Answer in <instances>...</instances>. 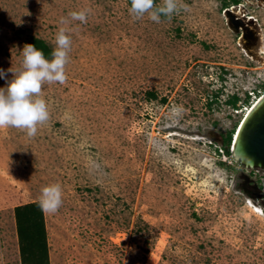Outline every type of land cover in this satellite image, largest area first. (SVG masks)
I'll return each mask as SVG.
<instances>
[{"label":"rangeland","instance_id":"1","mask_svg":"<svg viewBox=\"0 0 264 264\" xmlns=\"http://www.w3.org/2000/svg\"><path fill=\"white\" fill-rule=\"evenodd\" d=\"M178 8L155 23L128 0H0V87L32 37L53 50L66 27L72 41L66 82L42 89L47 122L34 137L0 129V264H34L26 240L21 260L14 210L53 183L63 203L42 211L48 264H264V188L249 185L264 171L209 138L232 142L264 92V0ZM81 10L87 22L72 21ZM226 10L257 21V58Z\"/></svg>","mask_w":264,"mask_h":264},{"label":"clouds","instance_id":"2","mask_svg":"<svg viewBox=\"0 0 264 264\" xmlns=\"http://www.w3.org/2000/svg\"><path fill=\"white\" fill-rule=\"evenodd\" d=\"M179 4L180 0H162L160 6L156 5L155 0H130L129 12L135 19L147 14L151 21L159 23L162 15L170 19L179 10ZM87 15V10L74 11L70 13V18L86 23ZM66 23L67 20H61L62 25ZM69 31L66 27L58 29L50 60L33 44L23 46L22 67L16 72L8 69L12 79L7 81L5 87H0V129L13 127L25 131L28 137H34L38 126L47 122L49 110L42 89L45 83L64 84L67 80L66 64L72 44ZM5 76V70L0 69V79ZM174 111L178 112L179 109ZM62 203L63 190L59 183L42 188L39 199L42 211L55 214Z\"/></svg>","mask_w":264,"mask_h":264},{"label":"water","instance_id":"3","mask_svg":"<svg viewBox=\"0 0 264 264\" xmlns=\"http://www.w3.org/2000/svg\"><path fill=\"white\" fill-rule=\"evenodd\" d=\"M231 10L225 11L227 25L233 32L242 31L240 44L246 54L252 58H257V51L254 52L250 41H259V25L251 17L232 14ZM237 20L236 22L233 21ZM252 28V30H251ZM209 138L223 145V138L216 133H209ZM232 158L239 163L245 170L264 171V93L246 111L240 124L238 125L230 146ZM244 178L249 181L247 176Z\"/></svg>","mask_w":264,"mask_h":264},{"label":"trees","instance_id":"4","mask_svg":"<svg viewBox=\"0 0 264 264\" xmlns=\"http://www.w3.org/2000/svg\"><path fill=\"white\" fill-rule=\"evenodd\" d=\"M232 1L234 3H237V0H232ZM128 4L130 6V0H128ZM162 17L165 16L162 15ZM28 44H33L36 48L42 50L44 52L45 58L49 59L51 57L53 50L43 40L36 37H32ZM248 98L249 97L247 96L246 102H248ZM238 100H239L238 97L236 95H233L229 103L234 108H236ZM230 142H231V133H229L226 137L223 138V145L221 147V149L227 156L231 155ZM14 216L16 221V229H17V236L19 242V252L22 262H23L22 243L24 242V240H26L28 244L27 247H29L31 251L30 254L33 255L34 257V261H35L34 264L39 263L40 260H38V258L40 259L44 258L47 262L46 264H48L46 233L43 223L44 222L43 213L39 206V201L16 207L14 210Z\"/></svg>","mask_w":264,"mask_h":264},{"label":"built area","instance_id":"5","mask_svg":"<svg viewBox=\"0 0 264 264\" xmlns=\"http://www.w3.org/2000/svg\"><path fill=\"white\" fill-rule=\"evenodd\" d=\"M254 179L251 181L252 184L258 185V184L262 183L263 184V188H264V176H259L255 180Z\"/></svg>","mask_w":264,"mask_h":264},{"label":"bare ground","instance_id":"6","mask_svg":"<svg viewBox=\"0 0 264 264\" xmlns=\"http://www.w3.org/2000/svg\"><path fill=\"white\" fill-rule=\"evenodd\" d=\"M246 16H247V15H246ZM251 30H252V28H251ZM263 93H264V92H263ZM263 93H262V94H263ZM258 97H259V96H258ZM258 97L255 98V100L252 102V104L258 99ZM252 104H250V106H251ZM250 106L246 108L244 114L246 113V111L249 110ZM243 117H244V115L242 116V118H243ZM241 120H242V119H241ZM240 122H241V121H240ZM239 124H240V123H239ZM234 134H235V133H234ZM261 211H262V210H261ZM261 213H262V212H261ZM262 214H263V213H262Z\"/></svg>","mask_w":264,"mask_h":264},{"label":"flooded vegetation","instance_id":"7","mask_svg":"<svg viewBox=\"0 0 264 264\" xmlns=\"http://www.w3.org/2000/svg\"><path fill=\"white\" fill-rule=\"evenodd\" d=\"M250 184L253 185L251 182H249V185H250Z\"/></svg>","mask_w":264,"mask_h":264}]
</instances>
